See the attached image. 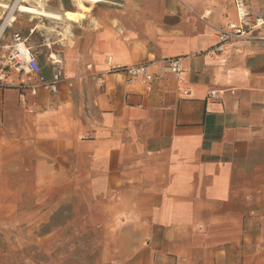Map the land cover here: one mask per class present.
Listing matches in <instances>:
<instances>
[{
    "label": "crops",
    "instance_id": "0c3cea01",
    "mask_svg": "<svg viewBox=\"0 0 264 264\" xmlns=\"http://www.w3.org/2000/svg\"><path fill=\"white\" fill-rule=\"evenodd\" d=\"M64 1L52 12L78 10ZM247 3L264 12V0ZM130 5L87 3L83 21L63 19L66 39L33 25L47 53L36 55L39 74L5 65L1 47L13 40L3 31L0 149H22L55 197L88 199L86 222L103 233L100 264H264L254 231L264 223V39L215 51L236 22L233 0ZM51 54L65 81L32 95L38 77L52 80ZM171 58L188 95L166 69ZM140 64L154 75L147 86L110 71Z\"/></svg>",
    "mask_w": 264,
    "mask_h": 264
},
{
    "label": "rangeland",
    "instance_id": "374dc122",
    "mask_svg": "<svg viewBox=\"0 0 264 264\" xmlns=\"http://www.w3.org/2000/svg\"><path fill=\"white\" fill-rule=\"evenodd\" d=\"M36 1L29 0V3ZM42 1L47 11L62 8V3H67L64 0ZM134 1L130 0L131 8ZM0 2L10 8L16 6V0ZM89 10L86 7L65 11L70 14L65 20L79 23ZM8 14V10L0 8V18L5 19ZM13 15L16 20L13 26H7L4 36L19 34L44 61L47 53L38 47L44 36L32 34L33 25L47 27L53 35L59 32L65 39L71 35L70 24L65 20L53 22L16 10ZM3 21L0 20V25ZM53 55H50L52 60ZM57 58L62 61L61 55ZM33 167L30 159L23 157L22 149L13 145L0 149V264H100L103 233L89 228L86 222L88 210H93L85 204L88 199L55 197V191L49 184L41 187L34 180ZM254 231L262 237L258 247L263 252L264 223L257 221Z\"/></svg>",
    "mask_w": 264,
    "mask_h": 264
},
{
    "label": "built area",
    "instance_id": "2783aa9c",
    "mask_svg": "<svg viewBox=\"0 0 264 264\" xmlns=\"http://www.w3.org/2000/svg\"><path fill=\"white\" fill-rule=\"evenodd\" d=\"M233 5L236 13V22L220 31L218 38L219 42L215 47V51L217 52H221L223 50V44L229 41L239 39H264V37L254 35L255 31L264 29V12H253L247 3V0H233ZM12 39V45H4L1 47V49L5 51L4 55L1 57V59L6 63L5 65L11 66L17 70L26 68L30 73L39 74L41 68L37 62L36 53L33 51V48L27 44L26 39L17 33L13 34ZM51 65L53 70L52 80L50 82H46L43 78L38 77L30 88L32 95H36L38 88H43L51 91L52 93H56V85L65 81L63 76V62L54 63L51 61ZM165 65L166 69L175 77L178 84V90L183 95H188L189 91L183 85L186 72L180 63V59H167L165 61ZM110 71L123 73L128 82L140 83L146 86L154 79V75L149 73L147 67L143 64L111 66ZM2 79L3 75H0V82ZM216 94H218L217 91H211L209 96L215 97Z\"/></svg>",
    "mask_w": 264,
    "mask_h": 264
},
{
    "label": "bare ground",
    "instance_id": "6f19581e",
    "mask_svg": "<svg viewBox=\"0 0 264 264\" xmlns=\"http://www.w3.org/2000/svg\"><path fill=\"white\" fill-rule=\"evenodd\" d=\"M71 1L75 3L78 10L85 9L87 7L86 6L87 3L91 5H95L101 2V0H71ZM45 6L46 5L43 3L42 0H37L35 3L33 2L29 3V0H16V6H13L11 8L7 4L0 2V8L3 9L4 11L5 10L9 11V14L5 19L3 17L0 18V20L2 21L4 20L3 23L0 25V36L3 33V31L7 28V26L9 27L13 26V23L16 20L15 16L13 15L14 10L20 13L30 14L33 17L48 19L53 22L63 21V19L68 18L70 16V14H68L67 12H63V14H58L56 12L47 11ZM52 58L54 63L62 62L54 55L52 56Z\"/></svg>",
    "mask_w": 264,
    "mask_h": 264
}]
</instances>
